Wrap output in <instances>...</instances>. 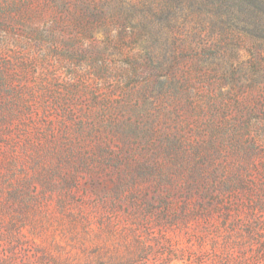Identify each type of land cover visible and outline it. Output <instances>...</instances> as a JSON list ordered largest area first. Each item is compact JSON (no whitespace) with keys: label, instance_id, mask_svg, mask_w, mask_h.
Listing matches in <instances>:
<instances>
[{"label":"rangeland","instance_id":"374dc122","mask_svg":"<svg viewBox=\"0 0 264 264\" xmlns=\"http://www.w3.org/2000/svg\"><path fill=\"white\" fill-rule=\"evenodd\" d=\"M256 32L193 0H0V264H264Z\"/></svg>","mask_w":264,"mask_h":264},{"label":"trees","instance_id":"16d2710c","mask_svg":"<svg viewBox=\"0 0 264 264\" xmlns=\"http://www.w3.org/2000/svg\"><path fill=\"white\" fill-rule=\"evenodd\" d=\"M204 12H212L229 28H238L249 34H256L260 29L264 32V0H193ZM161 249H159L160 252ZM149 248L141 247L139 256L143 264L151 263ZM246 260L245 257H243ZM257 259L262 257L257 256ZM243 260H240V263ZM111 263V262H110ZM32 264H38L34 262ZM45 264V263H44ZM111 264H134V260L127 259Z\"/></svg>","mask_w":264,"mask_h":264}]
</instances>
